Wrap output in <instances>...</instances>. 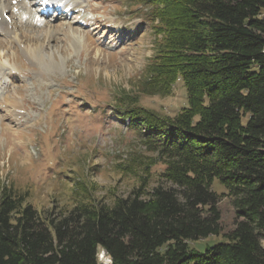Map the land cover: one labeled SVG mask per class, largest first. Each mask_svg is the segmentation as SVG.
<instances>
[{"label":"trees","instance_id":"obj_1","mask_svg":"<svg viewBox=\"0 0 264 264\" xmlns=\"http://www.w3.org/2000/svg\"><path fill=\"white\" fill-rule=\"evenodd\" d=\"M135 1L157 36L142 92L183 82L187 106L162 115L116 97L113 116L155 154L118 165L138 179L127 195L99 199L81 178L67 203L40 210L3 185L0 264H101V250L112 264H264V0ZM216 180L238 210L225 234Z\"/></svg>","mask_w":264,"mask_h":264},{"label":"rangeland","instance_id":"obj_2","mask_svg":"<svg viewBox=\"0 0 264 264\" xmlns=\"http://www.w3.org/2000/svg\"><path fill=\"white\" fill-rule=\"evenodd\" d=\"M74 1L81 11L42 18L26 0L18 39L0 33V188L27 193L40 210L67 203L81 178L94 183L99 199L137 186L138 179L118 165L137 153L146 161L155 154L141 145L137 130L113 116L117 96H137L162 115L174 116L188 104L183 82L167 97L142 92L157 36L135 0ZM28 50H37L38 59ZM163 168L151 165L150 187ZM214 188L229 233L238 210L219 180ZM222 241L221 235L191 245L204 251L205 244Z\"/></svg>","mask_w":264,"mask_h":264},{"label":"bare ground","instance_id":"obj_3","mask_svg":"<svg viewBox=\"0 0 264 264\" xmlns=\"http://www.w3.org/2000/svg\"><path fill=\"white\" fill-rule=\"evenodd\" d=\"M54 1V0H50ZM66 1V2H65ZM59 0L57 2H65V4L62 6L61 9L65 10L66 8L68 9L67 11L70 12L72 9L73 10H78L81 11L82 6L76 2H71L70 0ZM55 2V1H54ZM52 2V3H54ZM69 2V3H68ZM27 6L26 0H0V33H5L6 35H10L13 39L17 40L18 35H15V30L18 25V16L21 15L23 17V9H25ZM19 11V14L17 12ZM14 16L13 18L9 19L8 15ZM38 50V49H37ZM37 50H28L30 54L37 55V59L40 56L37 54ZM34 51V52H33ZM40 59V58H39ZM108 257V258H106ZM101 259V264H112V259L109 257L104 250H102V255H100Z\"/></svg>","mask_w":264,"mask_h":264}]
</instances>
